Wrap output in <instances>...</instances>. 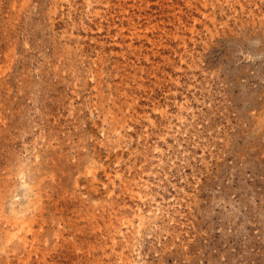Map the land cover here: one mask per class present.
Instances as JSON below:
<instances>
[{"label": "rangeland", "instance_id": "1", "mask_svg": "<svg viewBox=\"0 0 264 264\" xmlns=\"http://www.w3.org/2000/svg\"><path fill=\"white\" fill-rule=\"evenodd\" d=\"M0 264H264V0H0Z\"/></svg>", "mask_w": 264, "mask_h": 264}]
</instances>
